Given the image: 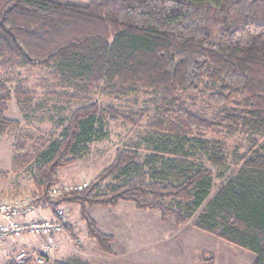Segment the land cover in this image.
<instances>
[{
  "label": "trees",
  "instance_id": "16d2710c",
  "mask_svg": "<svg viewBox=\"0 0 264 264\" xmlns=\"http://www.w3.org/2000/svg\"><path fill=\"white\" fill-rule=\"evenodd\" d=\"M0 68L46 69L51 83L40 84L45 104L61 89L64 104L79 105L59 137L36 150L27 149L29 135L19 134L12 164H35L33 206L54 216L59 208H79L99 254L112 255L113 237L98 230L90 208L128 203L177 226L200 209L213 179L223 177L228 155L222 142L201 140L193 131L254 143L193 227L251 253L252 264H264V0H0ZM95 90L115 100L144 95L157 116L142 141L116 150L86 188L49 196L62 184L58 170L72 165L79 144L98 138L105 123L138 128L114 106L91 101ZM187 93H206L219 114L206 119L186 110L179 95ZM12 98L24 118L39 108L32 105L34 91L21 85L11 91L0 80V136L20 125L6 117ZM36 256L46 264H89L78 254ZM201 261L211 264V258ZM33 262L29 256L24 264Z\"/></svg>",
  "mask_w": 264,
  "mask_h": 264
},
{
  "label": "rangeland",
  "instance_id": "374dc122",
  "mask_svg": "<svg viewBox=\"0 0 264 264\" xmlns=\"http://www.w3.org/2000/svg\"><path fill=\"white\" fill-rule=\"evenodd\" d=\"M48 73L46 69L0 68V80L4 81L11 91L17 85H21V87L28 91H34L37 98L34 99L32 105L39 106L38 109L30 111L27 117L24 118L19 112L13 98L8 103L6 117L19 121L20 125L10 128L6 134L0 136V202L16 200L26 204L27 208L34 212L35 209H43V211H46V209L32 205L37 196L32 183L35 164L30 162L24 163L21 166H14L12 164V147L16 141V137L21 133H26L31 137L27 141V149L36 150L40 148L43 142L59 137L67 119L79 106L64 104L63 99L60 98V95L63 93L61 89L55 90V93L59 96L58 98L45 104L42 97L44 90L40 84H42L43 80L48 81L49 84L51 83ZM179 96L183 107L199 117L210 119L220 112L219 107L211 105L208 102L206 93H187L180 94ZM90 99L101 106H114L132 120L139 122V124L138 128H135L130 124L125 125L120 121L117 123H105L98 138L84 147L79 144L77 149L78 156L74 163L59 169L57 173L59 182L69 186L81 183L88 185L112 162L116 150L131 147L142 141L141 139L144 138L142 132L147 129V124L157 116L155 105H152V102L144 95L115 100L95 90L90 94ZM193 136L201 140L212 141L215 139L222 142L228 155V166L224 170H220L223 173V177L213 179L210 195L200 209L183 227L180 226L175 229L171 219L165 223H160L156 212L140 211L138 212L139 214L137 212L135 214L134 210H132L134 212H127L124 208L132 207L128 203H120L115 208H106L108 216L106 219L102 217V222L104 226L108 227L107 231L116 235L121 233L122 235L127 224L128 232L124 238L123 235L115 238V241L112 243L113 245L111 244L113 249L112 255L102 256V258L89 257L91 264H202L201 260H209L210 258L211 264L253 263L254 256L251 253L223 242L209 234L195 230L193 223L197 214L204 209L217 189L227 179L236 174L237 167L239 166V157L243 155L248 156L253 153V148L251 149V147L254 143L249 142L243 136L227 138L223 135L215 136L197 131H193ZM259 142L257 140V143ZM139 147L142 157H146L149 154L146 144H141ZM204 166L212 169L207 164H204ZM212 170L216 172L215 169ZM105 187L106 184L102 185L101 190L104 191ZM49 196L56 195L51 194ZM67 210L69 215L68 221L74 225L75 229L72 234L85 237V227L78 216L79 208L68 206ZM47 212L50 214L49 211ZM95 217L100 222L98 217ZM77 242L78 239L74 240L72 238L71 245H78ZM87 243L80 244L84 252L90 255L93 252L92 244L87 245ZM91 243H94L93 240H91ZM70 255H72L70 251L66 250L64 253L54 255L52 259L60 260L61 257L66 258Z\"/></svg>",
  "mask_w": 264,
  "mask_h": 264
},
{
  "label": "built area",
  "instance_id": "2783aa9c",
  "mask_svg": "<svg viewBox=\"0 0 264 264\" xmlns=\"http://www.w3.org/2000/svg\"><path fill=\"white\" fill-rule=\"evenodd\" d=\"M86 183L69 186L62 183L53 187L49 194L58 195L60 192L71 190L80 191L86 187ZM30 212L26 204L19 201L0 202V247L8 241H19L26 234H33L41 240V253L51 251L54 248V239L64 232V226L68 222V213L64 208L56 211L55 218L52 220L41 217L28 218L26 215ZM25 218V220H24ZM29 255L24 248H20L14 256L17 264H24ZM42 256L34 257L33 264H46Z\"/></svg>",
  "mask_w": 264,
  "mask_h": 264
},
{
  "label": "crops",
  "instance_id": "0c3cea01",
  "mask_svg": "<svg viewBox=\"0 0 264 264\" xmlns=\"http://www.w3.org/2000/svg\"><path fill=\"white\" fill-rule=\"evenodd\" d=\"M118 206H119V204L116 207H118ZM66 208L68 209V207H65V210L68 211ZM131 208L130 207H125L124 209L127 212H129V211L134 212L135 211V214L140 212V211H136V210L131 209ZM93 210H94V212H93ZM132 210H134V211H132ZM88 213L90 214L91 218L94 220L98 230L101 233H103V234L112 236L113 237V241H115V238H119L122 235H123V238L126 236V234L128 232L127 224H126V229L124 230V232H122V235H121V233L116 235V234H114L112 232L107 231L108 227L104 226L103 222H102V217H104L106 219V217L108 216V213H107L105 207H93V208H90V209H88ZM94 214H95V216L98 217L100 222H98V220L94 216ZM26 217H28V218L41 217L43 219H49V220H52V219L55 218L54 215L49 214L47 212V210L43 211V209L42 210H40V209L36 210L35 209V212L33 210H31L30 212H28ZM158 219H159V217H158ZM24 220H25V218H24ZM68 220H69V215H68ZM124 222L128 223L127 221H124ZM159 222L160 223H165V222H161L160 220H159ZM172 224H173L175 229L177 227H180V226H177L174 222ZM183 226L184 225H182L181 227H183ZM67 228L69 230H65L63 233H61V234H59L58 236L55 237V239H54V248L51 251L46 252V254H44V255L47 256L48 259L57 260V259H52V257H54V255H57L58 253L59 254L64 253L66 250L70 251V254H72V255L73 254H78L83 259L88 261L89 264H91V262L89 261V257L102 258V256H108L106 254H99V253L96 252L95 243H91V239H89L87 237L86 232H85V235H84L85 237H83V236L79 237L77 234L76 235L72 234L73 230H75V229H74V225L70 221L67 222ZM195 230H197V229H195ZM197 231H199V230H197ZM72 238H74V240L78 239V242H77L78 245H75V246L71 245ZM86 242H88L87 245L92 244L91 246H92V251L93 252L90 255H87L84 252V250L82 249L83 248L82 245L84 243H86ZM112 245H111V250L113 252ZM41 247H42L41 246V240L38 237H36L35 235H33V234H26L19 241H13V240L12 241H8L5 245L0 247V264H7L9 261L14 260L15 254L18 252V250L20 248H24L27 251L29 256L36 257L37 253L42 254L40 252L41 251ZM61 259H63V257H61Z\"/></svg>",
  "mask_w": 264,
  "mask_h": 264
}]
</instances>
